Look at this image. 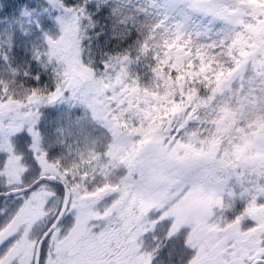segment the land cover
Listing matches in <instances>:
<instances>
[{
  "label": "snow or ice",
  "instance_id": "1",
  "mask_svg": "<svg viewBox=\"0 0 264 264\" xmlns=\"http://www.w3.org/2000/svg\"><path fill=\"white\" fill-rule=\"evenodd\" d=\"M0 264H264V0H0Z\"/></svg>",
  "mask_w": 264,
  "mask_h": 264
}]
</instances>
